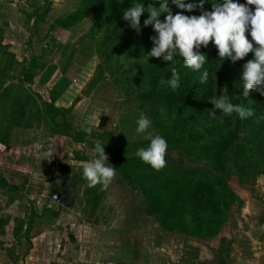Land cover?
<instances>
[{
  "label": "rangeland",
  "instance_id": "374dc122",
  "mask_svg": "<svg viewBox=\"0 0 264 264\" xmlns=\"http://www.w3.org/2000/svg\"><path fill=\"white\" fill-rule=\"evenodd\" d=\"M79 11L71 27L57 22ZM105 28L84 0H0V264H264V137L240 136L223 167L194 144L232 125L204 114L192 127L205 138L176 141L158 125H172L174 115L147 97L145 57L101 47ZM141 113L147 132L166 140L170 164L221 180L233 194L211 221L183 213L189 233L165 227L121 172L148 145L134 131ZM94 140L106 142L115 168L106 188L82 176L79 162L94 157ZM66 181L76 186L70 207L52 198Z\"/></svg>",
  "mask_w": 264,
  "mask_h": 264
},
{
  "label": "trees",
  "instance_id": "16d2710c",
  "mask_svg": "<svg viewBox=\"0 0 264 264\" xmlns=\"http://www.w3.org/2000/svg\"><path fill=\"white\" fill-rule=\"evenodd\" d=\"M132 2H135V0H84V6L86 9H91L95 16L100 14L102 24L106 25L104 36L100 41L101 47L104 49L111 47V53H113L116 50V46L120 45L119 51L131 50L136 52L138 58H141L144 57L143 53L150 49L151 42L149 37L154 35V32L151 25L148 27L143 26V20L146 18L147 13H142L140 17L141 30L139 34L129 27L123 30V26L127 25V23L122 19V11L129 7ZM142 2L147 6L150 0H142ZM211 2L212 0H205L202 7L210 10ZM239 2L243 3L244 0H239ZM155 6H158V4ZM170 7L174 14L180 11L175 9L174 6L170 5ZM249 7L251 8L252 6ZM184 14L198 15L199 13L197 10ZM163 15L161 14L159 19L162 20ZM80 16L79 11L64 21L57 20V22L68 28ZM248 38L250 39V37ZM201 52L206 59L200 71L207 69L209 72V79L205 83H200L199 81L200 71H193L191 68L184 67L183 60L179 56L174 57L172 62L151 57L147 61L152 85L147 97L155 99L153 107L158 108L157 105L162 103L167 112L174 115L172 125L167 126L160 122L158 125L164 130L168 129L174 137L178 136L179 138L176 141L185 142L188 139L194 141L195 139L205 138L206 132L201 134L193 129L192 122L201 120L204 118V114L209 118L207 110L212 107L208 103L210 96L228 95L232 103L247 105L245 98L237 97V93L242 90L239 87L240 66L251 58V53L247 54L243 60L232 64L228 60L221 62V59L216 56V49L211 44V41L207 48H201ZM107 55H109L108 51ZM137 65H139V60L134 63V66ZM171 67H175L180 75L179 87L175 91H172L166 83H161L162 79L170 78L169 69ZM250 97L253 99L251 102L249 101L254 113L252 117L241 120L235 114L223 116L218 113L219 110H216L217 115L213 118L216 121H224V124L232 125L233 127L227 129L225 133L220 130L217 140L212 138V140L208 139L200 145L194 144L202 148L207 154L209 152L212 160L220 167L224 165L227 151L240 136L246 137L249 134L250 137L254 135L258 139L264 137V96L260 95L259 91L251 90L247 98L249 99ZM25 105L24 103L22 107L24 108ZM23 108L19 109L24 111L25 109ZM50 109L53 112H57L56 108L51 107ZM253 119H255L253 121L255 124L254 130L251 132L247 131L246 125L250 124ZM45 123L48 124L47 121ZM53 124H56V122L54 121ZM51 130L54 134L63 135L76 142L75 136L63 132L61 127H52ZM198 133L200 134L198 135ZM164 160V167L157 170L143 163L140 159H132L121 166V172L127 182L134 189H138L146 198L150 207L153 208L152 213L158 212L161 214L165 227L179 228L180 231L189 233L188 225L182 218L183 213L187 212L191 215L194 223L200 222L204 218L206 221H211L213 216L220 211L219 205L224 202L222 198L226 196L232 198L233 194L221 180L211 181L204 179L198 172L178 169L170 164L165 157ZM165 194L168 197V203L166 204L161 201ZM149 212L151 213V210ZM55 215V213H52V216ZM196 233L205 234H202L201 227L197 229Z\"/></svg>",
  "mask_w": 264,
  "mask_h": 264
},
{
  "label": "clouds",
  "instance_id": "9594fccd",
  "mask_svg": "<svg viewBox=\"0 0 264 264\" xmlns=\"http://www.w3.org/2000/svg\"><path fill=\"white\" fill-rule=\"evenodd\" d=\"M204 2L205 0H150L145 6L142 0H135L122 11V19L130 29L139 34L140 17L142 13H147L143 26L151 25L154 35L149 37L150 49L143 53L145 63L149 57L172 62L174 57L179 56L184 67L200 71L206 59L201 48H207L210 41L221 62L228 60L235 64L251 53V58L240 66L241 96L247 98L251 90L259 91L264 96V0H244L243 3L239 0H212L210 10L202 7ZM170 5L180 11L174 14ZM197 10L198 15L184 14ZM161 14H164L162 20L159 19ZM169 71L170 78L162 79L161 83H166L175 91L179 87L180 75L175 67H171ZM208 79V70L200 71V83H205ZM208 103L212 106L207 110L210 117L217 115L216 110L223 116L235 114L241 120L254 114L252 108L245 107L242 103H232L228 95L210 96ZM135 124V133L145 134V139L149 142L147 147L137 148L134 155L154 169L164 167L166 140L160 135L147 132L151 121L143 113ZM105 143L94 140V157L79 162L82 176L89 187L101 184L106 188L115 175V168L108 163L103 151L102 145Z\"/></svg>",
  "mask_w": 264,
  "mask_h": 264
},
{
  "label": "water",
  "instance_id": "95a60500",
  "mask_svg": "<svg viewBox=\"0 0 264 264\" xmlns=\"http://www.w3.org/2000/svg\"><path fill=\"white\" fill-rule=\"evenodd\" d=\"M65 183L67 184V189L69 191H71V193L68 196H66V198H64L63 200H56L55 198H53V199L56 200L58 203H60L63 206L70 207L72 202H73L74 191L76 189V186L75 185L70 186L67 181Z\"/></svg>",
  "mask_w": 264,
  "mask_h": 264
},
{
  "label": "flooded vegetation",
  "instance_id": "af4514ba",
  "mask_svg": "<svg viewBox=\"0 0 264 264\" xmlns=\"http://www.w3.org/2000/svg\"><path fill=\"white\" fill-rule=\"evenodd\" d=\"M70 193L71 191L67 189V184L65 183L64 188L60 189L59 191H53L52 198H55L56 200H63Z\"/></svg>",
  "mask_w": 264,
  "mask_h": 264
}]
</instances>
